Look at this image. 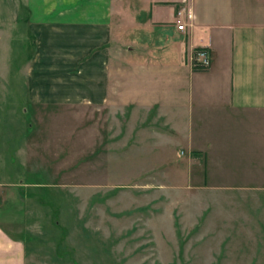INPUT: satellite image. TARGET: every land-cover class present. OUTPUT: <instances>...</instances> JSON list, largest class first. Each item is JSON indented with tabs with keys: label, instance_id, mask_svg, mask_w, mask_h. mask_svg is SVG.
I'll return each mask as SVG.
<instances>
[{
	"label": "rangeland",
	"instance_id": "1",
	"mask_svg": "<svg viewBox=\"0 0 264 264\" xmlns=\"http://www.w3.org/2000/svg\"><path fill=\"white\" fill-rule=\"evenodd\" d=\"M34 50L26 23L0 31V224L36 236L26 264H264V174L245 153L209 181L156 109L32 89Z\"/></svg>",
	"mask_w": 264,
	"mask_h": 264
},
{
	"label": "crops",
	"instance_id": "2",
	"mask_svg": "<svg viewBox=\"0 0 264 264\" xmlns=\"http://www.w3.org/2000/svg\"><path fill=\"white\" fill-rule=\"evenodd\" d=\"M24 23L35 48L25 68L32 89L61 102L115 97L156 109L160 134L183 136L215 179L234 153L264 174V0H0V31L11 36ZM202 48L207 69L193 63ZM77 87L84 95L65 94ZM27 252L0 224V264H26Z\"/></svg>",
	"mask_w": 264,
	"mask_h": 264
},
{
	"label": "built area",
	"instance_id": "3",
	"mask_svg": "<svg viewBox=\"0 0 264 264\" xmlns=\"http://www.w3.org/2000/svg\"><path fill=\"white\" fill-rule=\"evenodd\" d=\"M181 20H178V29L183 30L184 24L180 23ZM194 66L200 68V69H207L211 66L212 63V57L210 54V51L202 48L196 52V55L193 59Z\"/></svg>",
	"mask_w": 264,
	"mask_h": 264
},
{
	"label": "trees",
	"instance_id": "4",
	"mask_svg": "<svg viewBox=\"0 0 264 264\" xmlns=\"http://www.w3.org/2000/svg\"><path fill=\"white\" fill-rule=\"evenodd\" d=\"M36 190V189H35ZM29 193V195L32 197V196H37V195H40V193H36V192H34V188L33 189H31L30 188V190L28 191ZM38 200L41 202V203H43V201H44V197H42V196H40V197H38ZM46 202H49V201H46ZM50 203V202H49ZM57 222V221H56ZM55 222V224H57ZM35 238H36V236L35 235H33V234H31L30 232H26L25 233V235H24V242H25V245H26V249H27V251H28V249H29V243L33 240V241H35Z\"/></svg>",
	"mask_w": 264,
	"mask_h": 264
}]
</instances>
